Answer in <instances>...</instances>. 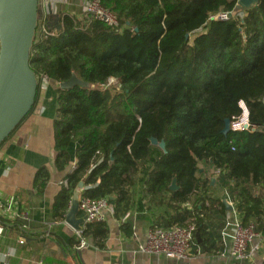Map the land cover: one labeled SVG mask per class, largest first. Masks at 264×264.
<instances>
[{"label":"trees","instance_id":"16d2710c","mask_svg":"<svg viewBox=\"0 0 264 264\" xmlns=\"http://www.w3.org/2000/svg\"><path fill=\"white\" fill-rule=\"evenodd\" d=\"M99 1L118 27L62 15V30L45 36L37 29L32 48L36 102L42 77L57 84V171L71 166L73 147L76 159L63 177L68 188L55 202L54 221L65 220L83 183L90 198L110 200L117 219L137 211L150 214L152 228L194 224L196 246L215 248L221 237L204 221L216 204L224 217L227 209L208 196L213 171L242 223L264 234V0L228 22L210 16L235 11L239 0ZM73 75L99 89H61ZM240 101L251 129L225 135ZM151 139L164 142L166 152ZM50 178L40 170L37 191ZM108 235L105 222H94L80 237L62 239L70 248L84 240L104 249Z\"/></svg>","mask_w":264,"mask_h":264},{"label":"crops","instance_id":"0c3cea01","mask_svg":"<svg viewBox=\"0 0 264 264\" xmlns=\"http://www.w3.org/2000/svg\"><path fill=\"white\" fill-rule=\"evenodd\" d=\"M47 1L52 13L60 18L69 15L83 21L84 8L78 0ZM58 107L57 84L49 79L41 82L33 112L0 148V222L5 226V233L0 237V264H264V234H261L258 252L249 250L242 261L230 255V242L223 240L221 232L238 214L213 171L209 174L214 176L208 196L234 208L224 217L216 204L205 218L204 223L221 237L215 248L196 246L194 241L189 257L183 260L143 253L139 248L145 243L153 221L149 213L137 211L129 212L122 219L115 218L111 211L106 213L104 222L109 235L104 249L92 246L91 242L82 248H70L62 237H77L76 231L65 220L60 223L53 218L55 202L65 189L63 177L76 167L74 147L67 171L59 173L55 167L54 124ZM44 168L51 178L40 192L35 187V178ZM253 189L259 191L257 187ZM111 207L114 208L112 203ZM187 208L191 210L190 205ZM23 213L28 214L26 221L19 218ZM76 219L84 220L85 214L79 210Z\"/></svg>","mask_w":264,"mask_h":264},{"label":"water","instance_id":"95a60500","mask_svg":"<svg viewBox=\"0 0 264 264\" xmlns=\"http://www.w3.org/2000/svg\"><path fill=\"white\" fill-rule=\"evenodd\" d=\"M260 0H239L237 10L246 11ZM40 0H0V146L10 138L20 124L28 117L35 106L39 79L30 67V58L39 23ZM57 32L62 30L60 16L49 10L48 20ZM74 87L99 89L73 75L60 85L63 90ZM230 120L225 121L223 133L230 132ZM151 144L164 153V142L151 139ZM84 184L80 183L73 195L70 210L65 222L75 231H79L85 219L77 220L78 201ZM179 188L173 180L170 190ZM227 211L233 207L224 202Z\"/></svg>","mask_w":264,"mask_h":264},{"label":"built area","instance_id":"2783aa9c","mask_svg":"<svg viewBox=\"0 0 264 264\" xmlns=\"http://www.w3.org/2000/svg\"><path fill=\"white\" fill-rule=\"evenodd\" d=\"M84 8L83 21L90 24L92 21H100L111 27H118L119 21L116 16L105 9L99 0H78ZM50 3L47 1L44 4V12L39 17L38 33L45 36H55L57 31L47 25ZM245 11L219 12L210 16V20L228 22L231 19L242 20L245 17ZM47 77H42L40 82L47 81ZM109 83H114L110 80ZM241 114L233 117L230 120V129L233 132H243L251 129L249 111L243 101L239 102ZM217 174V173H216ZM218 175V174H217ZM65 188H68L67 181L62 182ZM84 188L80 194L78 206L79 210L85 214L86 223L104 222L106 213L111 211L114 213V208L111 207V202L108 198L92 199L84 192ZM234 210V208H233ZM238 214V213H237ZM26 221L28 214L23 213L19 217ZM83 229L76 231L78 237L81 236ZM197 229L194 224L185 226H174L171 228H152L148 231L145 243L139 248V251L147 254L163 256L168 259L183 260L189 257L192 250L194 236ZM5 233V226L0 222V237ZM223 240L230 242V255L239 261L246 259L249 250L258 252L261 249L262 235L256 232L253 225H244L241 217L238 214L234 221L226 223L225 228L221 232ZM21 243H23L21 241ZM88 246L87 241H82L81 247Z\"/></svg>","mask_w":264,"mask_h":264},{"label":"rangeland","instance_id":"374dc122","mask_svg":"<svg viewBox=\"0 0 264 264\" xmlns=\"http://www.w3.org/2000/svg\"><path fill=\"white\" fill-rule=\"evenodd\" d=\"M47 2V0H41V4L39 5V14L42 15V13L44 12V4ZM53 23V20L52 18L50 20H47V25L48 26H51ZM112 85V86H115L116 85V82L114 81V83H109V86ZM116 87V86H115ZM201 167L204 166V168L206 167L205 165H200Z\"/></svg>","mask_w":264,"mask_h":264}]
</instances>
